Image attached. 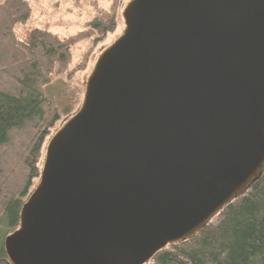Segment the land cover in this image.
Returning a JSON list of instances; mask_svg holds the SVG:
<instances>
[{
	"label": "water",
	"instance_id": "water-1",
	"mask_svg": "<svg viewBox=\"0 0 264 264\" xmlns=\"http://www.w3.org/2000/svg\"><path fill=\"white\" fill-rule=\"evenodd\" d=\"M48 139L9 264H147L264 174V0H131Z\"/></svg>",
	"mask_w": 264,
	"mask_h": 264
},
{
	"label": "trees",
	"instance_id": "trees-1",
	"mask_svg": "<svg viewBox=\"0 0 264 264\" xmlns=\"http://www.w3.org/2000/svg\"><path fill=\"white\" fill-rule=\"evenodd\" d=\"M29 17L25 0L0 4V223L7 217L11 229L18 225L21 200L39 179L42 148L58 120L45 87L67 70L72 44L114 29L113 16L107 15L94 20L91 32L74 38L60 40L34 29L18 41L12 27L26 24ZM0 264H9L2 247ZM147 264H264V174L200 233L167 246Z\"/></svg>",
	"mask_w": 264,
	"mask_h": 264
},
{
	"label": "rangeland",
	"instance_id": "rangeland-1",
	"mask_svg": "<svg viewBox=\"0 0 264 264\" xmlns=\"http://www.w3.org/2000/svg\"><path fill=\"white\" fill-rule=\"evenodd\" d=\"M30 7V17L26 24L15 25L12 32L18 41H24L34 29L48 31L60 40L77 37L91 32L95 19L113 16L114 29L101 36L95 32L70 46L71 60L67 70L51 77L44 93L53 101L58 120L49 130L42 148L38 164L39 170L44 158V149L48 139L70 119L80 108L86 80L100 53L118 39L124 31L122 11L131 0H25ZM3 0H0V4ZM34 180L30 193L37 186ZM30 195V194H29ZM28 198V197H27ZM26 198L21 200L24 203ZM18 226V225H17ZM17 228V227H16ZM16 228H9L7 217L0 223V247L6 236Z\"/></svg>",
	"mask_w": 264,
	"mask_h": 264
}]
</instances>
